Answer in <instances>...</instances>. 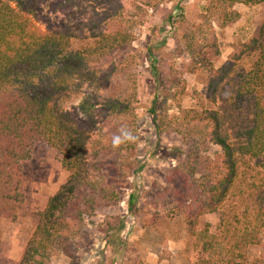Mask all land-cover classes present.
<instances>
[{
    "label": "rangeland",
    "instance_id": "obj_1",
    "mask_svg": "<svg viewBox=\"0 0 264 264\" xmlns=\"http://www.w3.org/2000/svg\"><path fill=\"white\" fill-rule=\"evenodd\" d=\"M145 2L37 0L33 4L30 15L42 29L52 25L73 27L77 32L75 48L93 42L101 30L111 29L104 19L110 11L129 14L130 21H136L130 27L133 40L109 53L96 68L100 72L103 65L102 77L99 75L96 83L69 103V109L96 124L94 135L105 138L103 144L109 140L113 143L112 136L117 134V144L121 147L100 153L104 166L97 159L101 168L92 170L98 181L116 187L117 198L112 202L105 200L96 210L84 213L80 220L75 214L76 204L82 208L87 202L79 195L70 205L66 221L75 234L52 240L46 251L50 254L47 264H203L204 259L207 264H229L223 247L220 252H206L200 236L205 232L216 234L220 238L219 247L222 241L229 246L238 229L251 227L247 221L258 223L255 213L264 195L263 158H252L238 150L234 189L220 210L202 214L196 219V227H192L191 217L185 212L191 199V187L184 185L186 181L192 182L178 175L193 171V167L206 168L202 156L211 159V171L216 170L221 148L208 142V137L202 139L194 135L188 143L179 132L157 131L151 107L161 90L162 77L174 76L178 78L175 89L183 92L181 97L162 101L160 96L156 101L158 108L161 104L167 106L170 126L181 120L197 122L198 118H191L195 112L201 115L217 112L223 121L222 134L235 149L239 148L244 139L237 134L251 124L255 96L248 93L237 98L234 94L240 74L256 67L259 59L258 51L241 50L253 37L264 41V6L244 11L242 17L229 26H222L214 14H210L220 54L211 48L201 52L200 59L205 61L204 66L219 68L228 64L232 67L231 74L222 82L218 98L212 101L208 97L205 73L195 65L194 55L180 51L174 32L175 28L179 32L194 31L202 21L199 15L208 1L162 0L156 7ZM180 12L184 14L178 17ZM234 54L241 58L235 61ZM111 61L124 65L123 79L129 78L134 84L133 108L112 117L105 115L106 109L93 113L81 110V100L89 95L104 100L125 89L122 80L109 77ZM189 110L190 115L186 116L183 112ZM132 129L136 130L135 135ZM199 171L194 174L196 180L200 178ZM69 175L59 151L45 141L35 143L29 159L7 166L0 174V264H20L36 230L39 213ZM173 181L179 191L169 192ZM81 192L89 194L90 189L83 188ZM259 239V243L247 247L245 264H264V225Z\"/></svg>",
    "mask_w": 264,
    "mask_h": 264
},
{
    "label": "trees",
    "instance_id": "obj_2",
    "mask_svg": "<svg viewBox=\"0 0 264 264\" xmlns=\"http://www.w3.org/2000/svg\"><path fill=\"white\" fill-rule=\"evenodd\" d=\"M36 1L0 0V174L4 173L7 166L29 159L35 143L45 141L59 151L62 165L70 175L39 213L36 230L26 245L20 264H47L50 254L46 251L52 240L65 234H75L66 221L69 207L79 195L87 202L82 208L76 204L75 214L80 220L84 213L96 210L105 200L112 202L117 198L116 187L112 183L98 181L92 170L101 168L97 159L104 166L100 153L109 148L117 150L118 142L114 145L109 140V143L103 144L105 138L94 135L96 124H92L90 118L80 117L78 112L69 109V103L96 83L103 65H100V72L96 68L109 53L133 40L130 27L136 22L130 21L129 14L110 11L104 19L111 29L101 30L95 35L93 42L75 48L73 42L77 32L72 26L52 25L42 29L32 19L30 13ZM161 1L146 0L145 3L156 7ZM237 2L257 4L264 0H210L206 12H200L202 21L194 27V31L179 32L177 28L174 31L180 51L185 50L194 55L193 61L197 62L195 65H199V69L205 73L207 93L212 101L218 98L222 82L231 74L232 67L228 64L219 68L207 64L204 66L205 61L200 59L201 52H206L207 49L212 48L214 53L220 54L210 14H214L213 17L223 26L233 23L240 16L238 11L232 9ZM180 14L184 13H177V16ZM182 17L181 20L184 19ZM250 50L258 51L259 59L256 67L246 74H240L234 95L238 98L248 93L254 94V116L248 127L238 131L237 136L244 139L239 148L235 149L228 137L222 134L223 121L217 112H210V115L195 112L191 118H198L197 122L186 123L181 120L177 124L175 120L176 125L170 126L167 106L161 104L160 109L156 101L160 96L162 101L181 97L183 92L175 89L178 78L163 76L160 80L161 90L153 99L151 112L155 115L157 131L179 132L188 143L194 135L202 139L208 137V142L221 148L218 156L221 160L217 161L216 170L211 171L212 160L202 156L206 160V168L193 167V171H183L178 175L181 179L192 182L186 181L184 184L191 187V199L185 212L191 217L189 221L192 227H196V219L202 214L220 210L223 201L234 189L238 150L252 158H263L264 165V41L258 36L253 37L241 51ZM234 55L235 61L241 58V55ZM110 65L109 77L122 80L125 89L106 96L104 100L97 95H89L81 100V110L93 113L106 109L105 115L112 117L133 108L136 92L129 78L124 80L122 77L126 73L125 66L113 61ZM183 113L188 116L190 110ZM131 132L135 135L136 130L132 129ZM116 135L112 136V140L116 139ZM131 146L134 147L135 144ZM197 170L201 171L197 172L200 173V178L196 180L194 174ZM170 184L173 187L169 188V192L179 191L177 183L173 181ZM83 188H89V194L81 192ZM255 219L257 224L247 221L251 227L235 232L234 241L229 246L222 241L219 247V236L205 232L200 236L202 248L213 254L215 251L220 252L223 247L229 264H245L247 247L260 242L259 232L264 225V195L256 210ZM207 263L204 259L203 264Z\"/></svg>",
    "mask_w": 264,
    "mask_h": 264
},
{
    "label": "crops",
    "instance_id": "obj_3",
    "mask_svg": "<svg viewBox=\"0 0 264 264\" xmlns=\"http://www.w3.org/2000/svg\"><path fill=\"white\" fill-rule=\"evenodd\" d=\"M208 1V5L205 7V9L203 11L206 12V8L209 6L210 4V0H207ZM258 6H264V2L262 3H257V4H246L244 2H237L234 7L232 9L236 10L239 12L240 16L238 17V19H236V21H238L241 17H242V14H244L245 12L244 11H253L254 8L258 7ZM243 10V11H242ZM234 21V22H236ZM233 22V23H234ZM233 23H230V24H233ZM230 24L228 25H225V26H229ZM223 26V25H222Z\"/></svg>",
    "mask_w": 264,
    "mask_h": 264
},
{
    "label": "clouds",
    "instance_id": "obj_4",
    "mask_svg": "<svg viewBox=\"0 0 264 264\" xmlns=\"http://www.w3.org/2000/svg\"><path fill=\"white\" fill-rule=\"evenodd\" d=\"M113 143H114V145L117 143V140L114 138V140H113Z\"/></svg>",
    "mask_w": 264,
    "mask_h": 264
}]
</instances>
